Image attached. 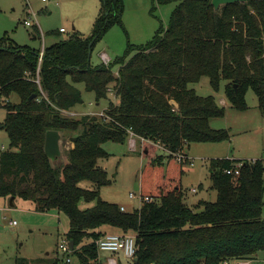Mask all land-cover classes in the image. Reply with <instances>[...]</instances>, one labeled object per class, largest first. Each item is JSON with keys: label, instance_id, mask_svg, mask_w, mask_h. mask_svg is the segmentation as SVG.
<instances>
[{"label": "trees", "instance_id": "1", "mask_svg": "<svg viewBox=\"0 0 264 264\" xmlns=\"http://www.w3.org/2000/svg\"><path fill=\"white\" fill-rule=\"evenodd\" d=\"M156 1L177 4L168 26L161 24L146 44L129 43L108 66L92 64L91 57L113 26L125 29L124 0H101L91 35L74 29L46 46L42 56L41 48L0 39V97L19 98L2 104L7 114L0 128L10 143L0 155V196L20 197L38 212L69 217L72 262L57 256L55 264H101L96 240L114 233L104 226L136 235L137 260L120 264H221L252 260L264 251L263 159H211L217 199L194 208L182 187L183 162L175 160L190 143L231 138L227 129L211 126L212 119L225 116V106L190 88L203 76L216 91L226 80L225 94L239 110L247 108L246 94L253 89L264 116V0L219 8L212 0ZM79 84L97 102L115 92L119 103L109 99L103 115H66L84 102ZM48 130L74 133L69 161L54 164L47 156ZM131 132L141 140L146 161L140 193L151 200L126 211L101 197L99 189L110 179L98 160L109 156L104 143H126ZM158 145L166 154L158 153ZM241 161L239 174L225 173ZM83 180L96 188L81 187ZM82 200L95 204L81 209Z\"/></svg>", "mask_w": 264, "mask_h": 264}, {"label": "rangeland", "instance_id": "2", "mask_svg": "<svg viewBox=\"0 0 264 264\" xmlns=\"http://www.w3.org/2000/svg\"><path fill=\"white\" fill-rule=\"evenodd\" d=\"M124 3L125 29L115 25L108 31L94 48L92 64L101 63V51H105L113 61L124 55L129 43L146 44L154 37L161 24L168 26L171 13L177 5L174 2L159 4L156 0H124ZM100 8L101 0H0V39L4 38L6 44L12 39L20 45L42 49L66 39L72 34L74 26L83 35L88 36L93 32L94 21ZM27 20L32 25H26ZM62 27L66 29L65 32L59 31ZM36 28L39 33L34 37ZM118 69L119 65L113 70L116 72ZM225 83L226 80H222L220 90L216 91L210 83V78L203 76L199 82L190 84V88H194L202 96L214 95L219 101ZM78 86L84 102L77 105V112H100L109 106V99L97 102L93 92L87 91L83 84ZM111 93L112 96L115 95V92ZM8 100L16 103L19 98L15 94L0 97V124L5 121L7 114L2 104ZM246 101L248 106L245 110H239L229 104L225 107L224 117L211 120L213 128L227 129L230 132L229 140L217 143L193 142L187 145L185 150L193 163H183L182 187L189 206L194 208L202 200L217 199V190L213 187L211 177V159L228 156L249 161L264 159V116L253 89L248 90ZM75 116L81 115L79 113ZM73 136V132L62 133V155L53 161L54 164L69 161V150L72 148L69 143L72 142ZM9 143L8 132L0 128V155L9 148ZM103 147L109 156L100 158L98 166L107 171L110 183L100 187L101 197L124 205L130 211L139 209L141 189L136 190L135 186L137 183L141 186L140 175L146 162L141 147L132 149L129 141H108ZM158 153L166 154V151L160 146ZM175 160L181 163L178 159ZM79 185L87 189L96 188L89 180H83ZM193 188L196 190L193 191ZM131 192L135 193V197H130ZM9 199L0 196V264H16L17 259L19 264H55L58 253H61L59 244L66 240L69 230V217L57 211L38 212L31 201L20 197L16 198L15 206L12 207ZM94 204L95 202L82 200L79 206L81 209H87ZM110 255L113 253L100 252L103 264H106V257ZM119 260L120 263L126 261L121 254ZM73 261L77 262L75 259ZM229 264H237V261H231ZM251 264H264V251L260 252L257 260Z\"/></svg>", "mask_w": 264, "mask_h": 264}, {"label": "built area", "instance_id": "3", "mask_svg": "<svg viewBox=\"0 0 264 264\" xmlns=\"http://www.w3.org/2000/svg\"><path fill=\"white\" fill-rule=\"evenodd\" d=\"M26 25H32L30 21L25 22ZM60 31H65V28H61ZM45 47L42 48L41 56L44 53ZM100 58L102 63L105 65H109L112 60L111 57L106 52L100 53ZM116 75H118V71L115 72ZM102 113L101 115H103ZM136 135L131 132L129 137V143L132 149H136ZM176 159H178L180 162L183 163H189L190 158L186 154L185 150H180L175 154ZM191 164L193 162H190ZM243 166V162H235L230 168L225 169V173L229 175H235L239 174L240 170ZM196 189L193 188V191ZM130 197H135V193L131 192ZM140 199H141V205L144 202H148L151 200L149 196H142L140 193ZM140 205V207H141ZM122 210H125L124 207H122ZM15 223V222H14ZM96 244L98 247L99 252L101 251H107L113 253V255L106 257V264H120L119 256L120 254L126 259V261H133L137 256V243H136V235L134 233H107L101 236L99 239L96 240ZM59 251L61 252L62 259L64 263H71L72 262V254L74 251V248H71L70 246V240L67 239L64 240L59 244ZM99 263H102L101 256L99 259ZM230 262H223L221 264H229ZM237 264H250L249 261H237Z\"/></svg>", "mask_w": 264, "mask_h": 264}, {"label": "water", "instance_id": "4", "mask_svg": "<svg viewBox=\"0 0 264 264\" xmlns=\"http://www.w3.org/2000/svg\"><path fill=\"white\" fill-rule=\"evenodd\" d=\"M241 1H247V0H212L213 5L215 8H219L222 5L235 3V2H241ZM61 140H62V133L58 130H48L46 133V141H45V152L47 156L52 160L55 161L62 155L61 150ZM136 190H140L139 183L135 186ZM9 204L10 206H15V196L9 197ZM70 246L71 248H74V242L70 240ZM60 259H62V256H60ZM137 260V257L134 259V261Z\"/></svg>", "mask_w": 264, "mask_h": 264}, {"label": "crops", "instance_id": "5", "mask_svg": "<svg viewBox=\"0 0 264 264\" xmlns=\"http://www.w3.org/2000/svg\"><path fill=\"white\" fill-rule=\"evenodd\" d=\"M100 11H101V8H100ZM100 11L98 12V15H99V13H100ZM52 12V11H51ZM50 12V13H51ZM98 15L96 16V18L98 17ZM96 18H95V20H96ZM95 22V21H94ZM62 28H64V27H62ZM74 29H76V27L74 26ZM78 32H80L81 33V31H79L78 29H76ZM60 31V30H59ZM65 31H66V29H65ZM65 31H61V32H65ZM74 31V30H73ZM82 34V33H81ZM101 52H103V51H101ZM100 52V53H101ZM105 52V51H104ZM99 57H100V54H99ZM92 58V57H91ZM100 61H101V59H100ZM102 62V61H101ZM226 83H227V81H226ZM226 83H225V85H226ZM225 85H224V90H223V95H221V98L219 99V101L216 99V101L219 103V104H221V105H223V106H225V107H227L229 104H231V102L229 101V99L227 98V96H226V94H225ZM85 88V87H84ZM221 88V87H220ZM113 94L112 93H110L109 94V99H111V96H112ZM214 96V95H213ZM113 97V102L115 103V104H117V103H119V98L116 96V95H114V96H112ZM215 98H216V96H214ZM232 105V104H231ZM76 107L77 106H75L74 108H72L71 110H69V111H64V114H65V112H66V115H68V114H74V115H69V116H74V117H78L79 118V116H75L76 114H79L80 113V115L82 116V115H86V114H92V115H97V114H99V113H101L102 114V112L104 111V110H102V111H100V112H90V113H82V112H77V110H76ZM108 108V107H107ZM80 116V117H81ZM129 141V140H128ZM141 140L138 138V137H136V148H139V146H140V142ZM74 146V143H73V141L71 142V143H69V147L71 148V147H73ZM159 147H160V145H158ZM185 152H186V150H185ZM188 156H189V154L188 153H186ZM191 156H189V158H190ZM228 158H232V159H236V157H233V156H228ZM191 159V158H190ZM261 159H263V158H261ZM254 160H256V159H252V161H254ZM263 161H264V159H263ZM140 188H141V186H140ZM112 202V201H111ZM114 203H116V202H114ZM118 204V203H117ZM34 206V205H33ZM121 207H124L125 208V210L126 211H130V210H128L124 205H120ZM131 211H133V210H131ZM46 213H50V212H46ZM52 213H54L53 211H52ZM103 230L104 231H106V232H118L119 230H117V229H115V228H112V227H109V226H104L103 227ZM58 256H59V258H60V256H62L61 255V253H58ZM258 256H259V253L256 255V258L255 259H252V260H247V261H249L250 262V264H251V262H253V261H256L257 260V258H258Z\"/></svg>", "mask_w": 264, "mask_h": 264}]
</instances>
